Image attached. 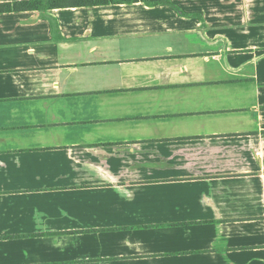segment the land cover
Returning <instances> with one entry per match:
<instances>
[{
	"label": "crops",
	"instance_id": "0c3cea01",
	"mask_svg": "<svg viewBox=\"0 0 264 264\" xmlns=\"http://www.w3.org/2000/svg\"><path fill=\"white\" fill-rule=\"evenodd\" d=\"M0 0V264H264V0Z\"/></svg>",
	"mask_w": 264,
	"mask_h": 264
},
{
	"label": "trees",
	"instance_id": "16d2710c",
	"mask_svg": "<svg viewBox=\"0 0 264 264\" xmlns=\"http://www.w3.org/2000/svg\"><path fill=\"white\" fill-rule=\"evenodd\" d=\"M70 5H84V4H94L98 0H72ZM105 1V0H104ZM17 4L28 5V7H33L36 9H47L52 7L64 6L61 0H29L17 2Z\"/></svg>",
	"mask_w": 264,
	"mask_h": 264
}]
</instances>
